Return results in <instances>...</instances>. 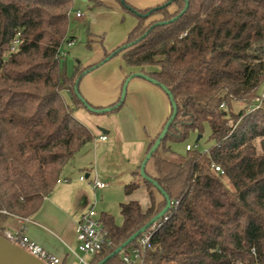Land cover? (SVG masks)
<instances>
[{"label":"trees","instance_id":"16d2710c","mask_svg":"<svg viewBox=\"0 0 264 264\" xmlns=\"http://www.w3.org/2000/svg\"><path fill=\"white\" fill-rule=\"evenodd\" d=\"M75 1L0 0V210L7 212L0 215V235L7 218L39 211L65 167L95 140L75 110L88 105L110 108L101 113L111 114L123 108L121 97L99 108L80 91L87 74L122 56L127 66L165 86L177 106L145 170L172 206L148 231L143 263L264 264V0H167L146 10L115 0L138 19L137 26L111 51L104 36L87 28V48L98 41L104 56L93 65L78 62L71 74L61 48L76 41L69 35ZM88 1L93 9L109 7ZM155 15L162 18L146 25ZM206 126L214 144L204 152L186 149L175 160L172 144L192 132L202 135ZM133 176L124 194L144 186L151 207L122 203V226L101 214L113 246L104 247L92 264L109 258L167 206L140 167ZM105 264L126 263L118 254Z\"/></svg>","mask_w":264,"mask_h":264},{"label":"crops","instance_id":"0c3cea01","mask_svg":"<svg viewBox=\"0 0 264 264\" xmlns=\"http://www.w3.org/2000/svg\"><path fill=\"white\" fill-rule=\"evenodd\" d=\"M85 1L88 2V0ZM101 1L109 7L93 9V2L90 1L89 10L81 13L83 17L78 18L76 16V18H84L88 21V29L91 34L104 36V47L106 50L111 51L127 39L128 35L137 26L138 19L134 15L124 12L115 0ZM126 1L138 10H146L162 5L167 0ZM161 18V16L151 17L147 24ZM68 44L70 46L73 43ZM93 48L95 49V56L92 59L88 57L85 62L79 61L84 66L93 65L102 60L104 56L103 47L96 41ZM138 72H140L138 68L127 66L122 56L116 57L83 78L80 84L81 94L86 101L95 107H109L120 99L126 78ZM167 110V96L159 86L142 78L132 79L128 86L125 104L117 112L119 117L118 130L116 128L103 129V134L94 136L97 138L95 142V157L98 158L100 155V151L97 148L98 144H103L102 148L105 151L112 148L121 138L128 151L129 167L131 168L132 165V167L137 166L139 168L140 163L149 151L150 144L159 136L169 118ZM102 136H107V140H100ZM85 149L86 146L74 157L72 160L74 164L70 162L71 166H69V163L65 167L61 175V183H57L53 192L44 199L40 210L36 214L27 218V220L9 217L3 225L7 231L23 232L29 239L60 258L62 264H77L78 257L81 256L78 250L76 229L89 209L90 200L84 184L91 178V175H81L79 179L73 181L71 179L73 176L70 173L73 174L74 170L76 173L82 168L88 170L87 167H84V161L81 164L77 160H82L84 155L88 153L85 152ZM90 172L93 171L91 170ZM96 176L99 179L97 173H95L94 179ZM81 177H84L85 180H81ZM94 179H91V183ZM132 181L131 169H129L127 182L129 184ZM108 188L109 185L106 189ZM106 189L99 191L103 192ZM142 189L146 191L144 186L139 190ZM145 194L149 200L148 207L141 205L137 200H133L139 202L144 211L151 207L150 197L147 192ZM133 195L134 193L130 196L125 195L127 202L124 203L131 202V196ZM96 204L97 202L92 205V208H95ZM101 214L97 213V216L101 217ZM93 259L94 257L87 258L90 263H92Z\"/></svg>","mask_w":264,"mask_h":264},{"label":"rangeland","instance_id":"374dc122","mask_svg":"<svg viewBox=\"0 0 264 264\" xmlns=\"http://www.w3.org/2000/svg\"><path fill=\"white\" fill-rule=\"evenodd\" d=\"M89 5H90V1L88 2L85 0L75 1L74 10L73 12H71V26H70L69 35L70 36L72 35L71 37H75L76 41L70 46L68 43H65L61 48L62 52L66 54L68 70L69 73L71 74L74 72V67L78 64L79 61L85 62L86 59H88V57L89 58L91 57L92 59L93 56H95V51H94L95 49L93 47L92 49H89L87 48L86 45L88 21L85 20L84 18L82 19L76 18L77 11L80 10L81 13H85L86 11L89 10ZM155 16H160V15H155ZM155 16H151V17H155ZM147 22L146 25H148ZM97 43L100 44L98 41ZM165 95L167 96V102H168L167 116L168 115L170 116L172 104L169 96L166 93ZM64 97L66 102L68 104H71V100L66 93L64 94ZM259 104H261V102ZM74 116L78 121H80L86 127H88L94 136L103 134L102 131L103 129L109 130L116 128L118 130L119 128L118 125L119 117L117 113L110 114V113L91 112L86 108H79L75 110ZM210 134L211 132L209 126H206L204 133L201 135L202 138L200 139L199 142H197V138L199 135L195 132H192L185 141L181 143L172 144V148L176 153L174 159L178 161L181 159L183 155L186 154L187 144L191 145L194 150H197L199 152H204L208 150L214 144V142L210 140ZM96 140L97 138H95V140L92 143L86 146L85 152L88 153L84 155L83 159L82 160L77 159L81 164L82 161H84L83 162L85 165L84 167H87L88 170L82 168V170H78L76 171V173L74 170L73 174L70 173L71 176H73V178L71 179L75 181V179H79L81 175L85 176L86 174H90L91 178L88 179L84 184L86 187L87 195L90 200L89 209L87 211H89L90 208H92V205L95 204V202H97L95 206V210L99 215L101 213L111 214L115 218L117 225L122 226L124 224V219L120 211V204L127 202V197L124 194V187L125 185L128 184L127 180L129 179V169H131V181H132L134 180L132 176V172L137 171L138 168L137 166H133L134 167L133 168L132 165L131 168L129 167L128 151L125 148V144L123 140H121V138L119 139L118 142H116L113 145L112 148L107 149L105 151H103L102 148L103 144H98L99 146L98 147L96 146L98 148V151H100V155L98 156V158L95 157ZM145 157L143 158V160L145 159ZM142 162L140 163V166ZM71 163L74 164V161H71ZM71 163L69 166H71ZM151 167L152 166L149 164L148 166L149 171ZM91 170L93 172H90ZM95 173H97L100 181L109 185L108 189H106L103 192L93 189V182L91 183V179H94ZM145 192L146 191H144V189L136 191L134 195L131 196V201L137 200L141 203V205L148 207L149 200Z\"/></svg>","mask_w":264,"mask_h":264},{"label":"built area","instance_id":"2783aa9c","mask_svg":"<svg viewBox=\"0 0 264 264\" xmlns=\"http://www.w3.org/2000/svg\"><path fill=\"white\" fill-rule=\"evenodd\" d=\"M76 16L78 18L83 17L81 12H77ZM15 48L16 47L13 48V51ZM61 54L62 56H66V54L62 51ZM100 140H107V136L100 137ZM186 149L194 150L191 145H188ZM216 170L220 171V168H216ZM81 180H85V178L81 177ZM58 183H61V180H59ZM107 187L108 185L106 183L100 181L97 176L95 177L93 181L94 190H104ZM1 214H7V212L5 210H0V215ZM22 220H27V218ZM76 234L78 250L81 254V256L78 257L79 260L77 264H92L87 260V258L94 257L102 251L104 247L113 246V241L110 239L104 223L101 221L100 217L97 216L95 208L90 209L83 216L77 226ZM3 237L44 264H62V260L60 258L54 256L42 246L29 239L23 232H12L6 230ZM150 238L151 233L147 232L139 239L137 247L128 251L124 250L121 253L123 261L126 264H144L143 253L149 247Z\"/></svg>","mask_w":264,"mask_h":264},{"label":"water","instance_id":"95a60500","mask_svg":"<svg viewBox=\"0 0 264 264\" xmlns=\"http://www.w3.org/2000/svg\"><path fill=\"white\" fill-rule=\"evenodd\" d=\"M159 24H163V23H159ZM134 78H142V79H144V80H146V81H148V82H150L156 86H159L169 96L173 110H174L172 117L167 122V124L164 126L162 132L159 134L158 139L155 141V144L152 146V148L148 151L145 159L143 160V162L140 166V174H141L142 178L146 179V180H150L154 184L155 188L166 199L167 206L162 210V212L158 216H156L154 219H152L139 232H137L133 236H131L109 258H107L106 260H104L100 264H105L106 261L108 259H110L111 257L118 255V254H121L124 250H126L128 248V246L132 242L138 240L141 236L146 234L160 219H162L169 212V210L172 206V202H171L170 197L162 190V188L158 185V183H156L155 181H153L147 177L145 170H146V167H147L148 163L150 162L153 154L157 151V149L161 145L162 140L164 139V137L168 133L171 124L173 123L174 119L176 118L177 106L175 103H173V98L171 96V93L165 86H160L157 81L151 79L149 76H147L141 72L134 73V74L130 75L129 78L126 80V82L122 88L121 101H124L126 99L129 83ZM76 91H77V88H76ZM81 100L83 103H86L84 98H81ZM86 107L91 112H100L101 113V112H108L111 110L110 108L103 109V110L95 109V108L88 106V105H86ZM201 138H202V136L199 135L197 138V142H199ZM0 264H44V263H42L39 260H37L36 258L30 256L25 251H23L22 249H20L19 247L15 246V245H13L8 240H6L3 236L0 235Z\"/></svg>","mask_w":264,"mask_h":264}]
</instances>
